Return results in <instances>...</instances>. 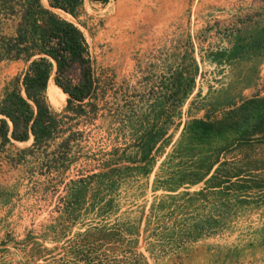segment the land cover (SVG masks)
<instances>
[{
    "label": "rangeland",
    "instance_id": "374dc122",
    "mask_svg": "<svg viewBox=\"0 0 264 264\" xmlns=\"http://www.w3.org/2000/svg\"><path fill=\"white\" fill-rule=\"evenodd\" d=\"M42 1L80 28L101 89L94 112L62 117V125L75 132L65 154L59 145L64 134L28 149L29 136L0 151V264H264V200L245 203L225 227L196 232L184 223L192 216L203 217L206 209L170 215L155 209L148 214L160 189L144 187L137 195L143 184L136 180L110 187L104 175L96 174L125 161L131 149L121 147L132 142L130 133L136 132L122 120L137 106L136 100L146 107L152 93L147 84L155 79L153 71L163 65L162 54L168 49L177 50L190 41L197 70L180 116L151 151L156 164L169 148L176 125L207 109L199 106L201 101L225 106L227 96L237 102L264 93V56L254 68L248 64L254 63L252 58L218 61L203 53L229 45L222 31L254 17L264 0H84L78 18ZM198 47H204L202 59ZM24 65L20 59H0V93ZM197 89L200 100L188 112ZM65 97L56 106L46 100L52 110L61 111ZM219 106L212 111L215 115ZM21 148L27 149L19 152ZM82 179L87 180L86 189L76 204L70 191ZM200 186L202 182L187 190ZM254 190L249 189L250 194ZM173 220L181 226H173Z\"/></svg>",
    "mask_w": 264,
    "mask_h": 264
},
{
    "label": "trees",
    "instance_id": "16d2710c",
    "mask_svg": "<svg viewBox=\"0 0 264 264\" xmlns=\"http://www.w3.org/2000/svg\"><path fill=\"white\" fill-rule=\"evenodd\" d=\"M47 1L49 6L74 18L82 11V0ZM222 34L229 38V45L198 47L200 59L203 53L218 61L236 62L246 57L252 58L254 63L248 64L255 68L264 56V4L254 17L234 22ZM192 52V43L187 41L182 48L162 54L165 62L154 69L155 79L147 84L148 93H152L146 107L141 99L136 100L137 106L122 120L137 133L131 131L132 142L121 147L131 149L125 161L96 174L104 175L110 187L129 178L136 180L143 184L137 195L143 193L151 175L150 190L161 192L151 200L148 214L155 209L162 215L206 209L203 217L192 216L189 223H184L188 230L200 232L225 227L245 203L264 200V93L243 96L237 102L227 96L225 106L201 101L199 106H208L207 109L200 116L182 121L176 138L156 164L151 153L155 142L180 116L181 106L194 86L197 61ZM0 59H20L25 63L1 89L0 151L14 140H27L29 136L32 140L28 149L44 146L64 134L59 145L65 154L75 132L62 125V117L94 112V100L101 89L80 28L41 5L40 0H0ZM49 77L66 94L61 111L52 110L46 100ZM199 92L197 89L188 102V112L200 100ZM218 106L221 108L215 115L212 111ZM137 109L139 113L133 115ZM24 149L27 148L18 151ZM82 181L70 191L76 204L84 197L87 180ZM199 182L202 186L187 190ZM180 187V191L172 193ZM251 188H255L252 194ZM176 221L172 225L180 227Z\"/></svg>",
    "mask_w": 264,
    "mask_h": 264
},
{
    "label": "bare ground",
    "instance_id": "6f19581e",
    "mask_svg": "<svg viewBox=\"0 0 264 264\" xmlns=\"http://www.w3.org/2000/svg\"><path fill=\"white\" fill-rule=\"evenodd\" d=\"M65 15H66V12H65ZM45 94H46V98L48 99L49 103L53 106L61 104L64 101V97L66 96V94L53 82L51 77L48 80Z\"/></svg>",
    "mask_w": 264,
    "mask_h": 264
},
{
    "label": "crops",
    "instance_id": "0c3cea01",
    "mask_svg": "<svg viewBox=\"0 0 264 264\" xmlns=\"http://www.w3.org/2000/svg\"><path fill=\"white\" fill-rule=\"evenodd\" d=\"M83 1L84 0H82V6H83ZM89 1H94V2H96L97 0H89ZM107 1V0H106ZM105 1V2H106ZM97 2H100V1H97ZM40 3H41V1H40ZM100 3H104V2H100ZM47 4H48V1H47ZM48 7H52V6H49V4L47 5ZM57 8V7H56ZM65 12V11H64ZM65 18V17H64ZM67 19V18H66ZM50 78V77H49ZM48 78V79H49ZM184 119H182L181 121H180V123L178 124V125H176V129H175V132H174V134H173V136H172V138H171V140L169 141V145H168V147L171 145V143L174 141V139L176 138V135H177V133H178V130H179V128H180V126H181V123H182V121H183ZM16 141H24V140H16ZM168 149H167V147L165 148V150L163 151V153L165 154V152L167 151ZM150 181H151V177H149L148 178V184H147V187H148V189L150 190V188H149V184H150Z\"/></svg>",
    "mask_w": 264,
    "mask_h": 264
}]
</instances>
